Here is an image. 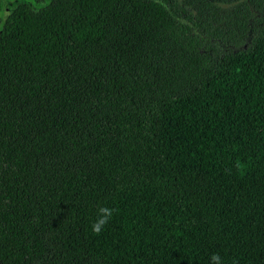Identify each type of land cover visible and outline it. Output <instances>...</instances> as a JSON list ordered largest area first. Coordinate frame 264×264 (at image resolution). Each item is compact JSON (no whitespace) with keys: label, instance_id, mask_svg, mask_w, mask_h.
Returning <instances> with one entry per match:
<instances>
[{"label":"trees","instance_id":"obj_1","mask_svg":"<svg viewBox=\"0 0 264 264\" xmlns=\"http://www.w3.org/2000/svg\"><path fill=\"white\" fill-rule=\"evenodd\" d=\"M45 1L0 0V264H264V0Z\"/></svg>","mask_w":264,"mask_h":264},{"label":"clouds","instance_id":"obj_2","mask_svg":"<svg viewBox=\"0 0 264 264\" xmlns=\"http://www.w3.org/2000/svg\"><path fill=\"white\" fill-rule=\"evenodd\" d=\"M115 210L106 204H100L96 209V216L90 224V230L94 234L100 233L104 226L111 219ZM209 264H226L224 257L219 253H212L209 257ZM233 264H236L234 261Z\"/></svg>","mask_w":264,"mask_h":264},{"label":"rangeland","instance_id":"obj_3","mask_svg":"<svg viewBox=\"0 0 264 264\" xmlns=\"http://www.w3.org/2000/svg\"><path fill=\"white\" fill-rule=\"evenodd\" d=\"M32 1H34V0H32ZM46 1H47V0H46ZM46 1H45V2H46ZM45 2H44V3H45ZM8 4H9V3H8ZM38 6H39V5H38Z\"/></svg>","mask_w":264,"mask_h":264}]
</instances>
